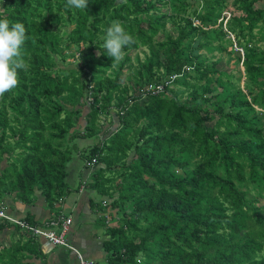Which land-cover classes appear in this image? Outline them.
Returning <instances> with one entry per match:
<instances>
[{"label": "trees", "instance_id": "16d2710c", "mask_svg": "<svg viewBox=\"0 0 264 264\" xmlns=\"http://www.w3.org/2000/svg\"><path fill=\"white\" fill-rule=\"evenodd\" d=\"M65 4L0 0V15L28 36V68L0 98V200L14 193L30 206L39 192L53 209L76 155L103 199L105 264H136L138 253L143 264H264V0ZM116 20L134 43L111 67L102 45ZM203 50L233 52L235 68L218 70ZM102 115L115 131L100 135ZM6 250L0 264H21V247Z\"/></svg>", "mask_w": 264, "mask_h": 264}, {"label": "crops", "instance_id": "0c3cea01", "mask_svg": "<svg viewBox=\"0 0 264 264\" xmlns=\"http://www.w3.org/2000/svg\"><path fill=\"white\" fill-rule=\"evenodd\" d=\"M76 159L79 157L74 155L73 161L68 165L67 182L70 192L59 204L54 205V210L47 206L39 192L36 193L30 206L16 199L14 193L4 196L0 204H3L7 213L14 218L24 221L28 218L34 221L30 224L45 225L55 221L58 216H70L72 223L67 235L68 240L93 264H105L106 252L102 244L107 236L104 234V226L100 220L101 211L97 205L102 198L98 202L93 200L95 192L86 187V183L90 181L91 169H85L82 163L78 170L75 166ZM5 167V162H2L0 173ZM71 183L73 186L70 185ZM33 241L34 243L29 239L27 232L7 224L0 232V253L6 252L9 248L17 250L21 247V254H19L22 258L21 264L76 263L72 252L53 246L44 240L34 239Z\"/></svg>", "mask_w": 264, "mask_h": 264}, {"label": "clouds", "instance_id": "9594fccd", "mask_svg": "<svg viewBox=\"0 0 264 264\" xmlns=\"http://www.w3.org/2000/svg\"><path fill=\"white\" fill-rule=\"evenodd\" d=\"M87 5L88 0H66L65 8L81 10L86 9ZM27 39L23 23L10 22L6 16L0 15V98L18 86V70L28 68L21 51ZM133 43V37L120 21H113L105 29L102 46L112 61L111 67L120 63L125 54L124 49ZM142 256V253L137 254L136 264H143Z\"/></svg>", "mask_w": 264, "mask_h": 264}, {"label": "built area", "instance_id": "2783aa9c", "mask_svg": "<svg viewBox=\"0 0 264 264\" xmlns=\"http://www.w3.org/2000/svg\"><path fill=\"white\" fill-rule=\"evenodd\" d=\"M199 2L201 4V0H199ZM194 25H199V21L194 20ZM145 88L148 89L146 91L142 90V93L150 92L151 94H156L158 92H162L163 90L161 84L157 85L156 87L148 85ZM91 101V99L87 98V104H90ZM95 162V159H93L91 162L86 161L84 165L86 167H92ZM0 222L18 227L30 234L32 237H34V239L44 240L53 246L61 247L69 252H72L76 258L75 264H93L91 260L85 258L79 249H77L68 240L67 235L69 234L72 223V218L70 216H58L55 221L46 223L45 225L30 224L24 220H19L9 215L7 213L6 207L3 204H0ZM106 223H108V221H106Z\"/></svg>", "mask_w": 264, "mask_h": 264}, {"label": "rangeland", "instance_id": "374dc122", "mask_svg": "<svg viewBox=\"0 0 264 264\" xmlns=\"http://www.w3.org/2000/svg\"><path fill=\"white\" fill-rule=\"evenodd\" d=\"M226 16H227V19H228L229 18V13H227ZM167 30L168 31L170 30V25L169 24H167ZM163 35L164 34L160 33L158 35V38L159 39H163ZM261 45H263V44H261ZM233 49H234V47H233ZM146 53H147V50L146 49L140 48V49H138L136 51L131 52L130 53V57L132 58L133 63H135V57L136 56H138L140 60H143L144 57H145V55H146ZM202 53H204L209 58L211 57L212 62L213 63L215 62L217 64L216 68L218 70L230 72V71H233L232 69L235 68L234 63L236 64V61H235L236 57H234V54H232L233 52L232 53L228 52V53L218 54V53H215V52L209 53V52H206V51L203 50ZM240 54L242 55V52H240ZM69 60H70L69 61L70 63H74L72 59H69ZM76 64L77 63H75L74 65H76ZM238 67H239V71H242L241 62L238 64ZM125 75H127V70L123 71V76H122V81L123 82L125 81L124 80ZM241 86L243 87V83H241ZM172 88H175V87L172 86ZM147 89L148 88H144L142 90L146 91ZM137 93L138 92H135V94H137ZM185 98L186 97L184 96L183 99H185ZM99 120H100V122L102 123V126H103L101 128L100 135H102L103 132H105V130H107V129H109L110 131H115L116 128L118 127V122L115 121L112 124V122H111L112 119H111L110 116H107V115L104 116V115H102ZM93 140L94 139L79 140V141H77L78 142V147L80 149H83V148H85L87 146H90L93 143ZM128 153L129 154H128L127 162H130L131 159L133 158V151H129ZM76 160L77 161L75 163V166L79 170V168L82 165V161L80 159H76ZM74 183H75V181H74ZM70 185L73 186L72 183ZM93 195H94L93 196V200L94 201H97V202L100 201V197L97 194L94 193ZM262 204H264V201H260V205H262ZM112 213H115V211H112ZM117 218L118 217H116V216H113V217L112 216H108L106 218V220H108V223H107L108 226H115L117 224L116 221H118V220H116ZM2 254L4 256H9V254H7L6 252H3Z\"/></svg>", "mask_w": 264, "mask_h": 264}]
</instances>
